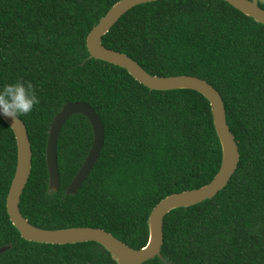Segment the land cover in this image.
<instances>
[{
    "label": "trees",
    "instance_id": "trees-1",
    "mask_svg": "<svg viewBox=\"0 0 264 264\" xmlns=\"http://www.w3.org/2000/svg\"><path fill=\"white\" fill-rule=\"evenodd\" d=\"M119 1L0 0V86L30 81L41 100L21 117L33 151L23 216L45 230L103 229L140 250L153 209L209 184L223 153L201 93L151 90L126 70L90 59L88 35ZM103 44L152 75L207 81L223 98L239 146L238 169L221 192L166 216L163 257L172 264H264V25L223 0H159L125 14ZM74 102L95 110L105 142L85 183L67 195L93 145L90 121L74 115L61 131L58 192L49 190L46 151L55 116ZM17 160L15 133L0 118V248L11 246L0 264H117L94 242L23 239L7 209Z\"/></svg>",
    "mask_w": 264,
    "mask_h": 264
},
{
    "label": "water",
    "instance_id": "water-1",
    "mask_svg": "<svg viewBox=\"0 0 264 264\" xmlns=\"http://www.w3.org/2000/svg\"><path fill=\"white\" fill-rule=\"evenodd\" d=\"M159 0H121L117 2L93 28L87 38L90 59L101 60L126 70L137 82L155 91L193 90L201 93L211 104L214 124L222 146V164L216 177L207 185L163 199L149 217L148 244L135 250L111 233L98 228L79 227L61 230H45L32 225L21 213L20 203L30 179L33 165L32 144L28 128L21 118L12 119L0 115L15 133L18 149L16 173L7 197V209L13 225L26 241L40 244L68 245L94 242L105 248L117 264H144L159 258L168 262L162 255L164 244V221L173 210L188 208L213 199L221 192L236 174L240 163L238 143L228 125L225 104L221 94L207 81L194 76L160 77L147 72L137 61L128 55L108 49L103 38L132 9ZM246 16L264 25V0H223ZM83 115L91 123L94 141L88 157L75 177L67 195H75L97 164L105 142V129L95 110L83 102L65 104L55 116L49 131L46 160L49 171V190L58 192L61 188V176L58 164V140L66 121L74 115ZM11 246L0 248V255Z\"/></svg>",
    "mask_w": 264,
    "mask_h": 264
},
{
    "label": "clouds",
    "instance_id": "clouds-1",
    "mask_svg": "<svg viewBox=\"0 0 264 264\" xmlns=\"http://www.w3.org/2000/svg\"><path fill=\"white\" fill-rule=\"evenodd\" d=\"M41 103L34 84L17 80L0 86V115L12 119L28 117ZM10 127H13L10 125Z\"/></svg>",
    "mask_w": 264,
    "mask_h": 264
}]
</instances>
